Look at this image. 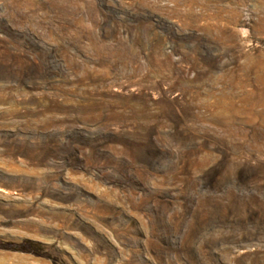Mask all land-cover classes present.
Masks as SVG:
<instances>
[{"label": "rangeland", "instance_id": "1", "mask_svg": "<svg viewBox=\"0 0 264 264\" xmlns=\"http://www.w3.org/2000/svg\"><path fill=\"white\" fill-rule=\"evenodd\" d=\"M264 0H0V264H264Z\"/></svg>", "mask_w": 264, "mask_h": 264}, {"label": "bare ground", "instance_id": "2", "mask_svg": "<svg viewBox=\"0 0 264 264\" xmlns=\"http://www.w3.org/2000/svg\"><path fill=\"white\" fill-rule=\"evenodd\" d=\"M262 24H264V21L262 22ZM257 66L260 71L259 81L261 84H264V62L259 63ZM261 102L264 103V96H262Z\"/></svg>", "mask_w": 264, "mask_h": 264}]
</instances>
